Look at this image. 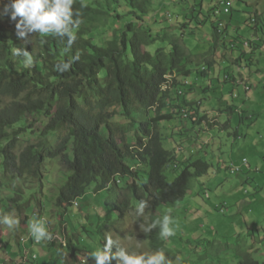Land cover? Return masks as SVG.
I'll use <instances>...</instances> for the list:
<instances>
[{
    "label": "rangeland",
    "instance_id": "obj_1",
    "mask_svg": "<svg viewBox=\"0 0 264 264\" xmlns=\"http://www.w3.org/2000/svg\"><path fill=\"white\" fill-rule=\"evenodd\" d=\"M9 1L0 0V10ZM223 1L154 0L143 24L153 35L173 36L168 40L178 38L191 54L189 68L192 73L186 79L194 84L196 92L189 97L202 104L200 109L196 102L190 106L201 115L218 117L220 124L209 118L205 124L202 120L201 125H194L189 119L186 128H181L175 125V120H170L160 129L165 137L164 147L174 148L180 162L202 158L212 164L209 172L196 178L187 194L175 205L162 206L154 214L144 210L141 216L136 214L138 204H133L127 189H119L118 196H115L120 202L129 199L133 206L125 209L121 217L119 211L105 202L108 191L95 192V185H92L84 196L78 198L80 206L67 207L63 213L67 225H63L60 216L63 209L57 207L56 198L70 172L62 167L59 158L45 159L41 178H19L16 173L4 176L0 165V214L15 215L20 220L15 231L0 225L1 262L20 251L19 244L23 243L20 238L30 234L28 226L34 218L45 219L53 235L65 238L82 251L75 250L73 254L65 245L61 247L59 241L53 245L48 241L35 245L28 243V247L39 256L33 264H96L91 253L102 248V243L109 238L117 247L130 253H152L156 250L150 247L140 226L149 225L154 217L159 219L165 214L173 218L176 232L175 236L164 240L166 247L175 254L171 259L166 255L171 264H238L246 253L264 261V0H233L232 11L221 17L215 15L214 10L222 11ZM257 14L259 24L252 21ZM187 17L192 18L191 21ZM218 19L224 23L221 27L223 33L214 36L213 24ZM127 20L115 22L110 19L108 24L116 26L109 28L125 27ZM3 30L16 33L15 23L0 17V32ZM258 30L260 34H257ZM110 34L111 31H101L95 37L103 43L104 38L111 37ZM30 39L29 43H33L34 34ZM259 39L263 46L259 48L254 44V54L245 56L240 62L241 53L250 51L245 42H258ZM232 40L236 48L232 47ZM161 43L159 41L149 49L154 51ZM204 54L214 57L218 70L211 68L210 75L202 77L198 71L206 63ZM241 65L242 73L247 77L245 83L251 86L249 91L244 83L225 80L227 73H237V67ZM178 79L181 83L185 80L182 76ZM227 105L232 106V113L225 110ZM155 114L152 111L149 117ZM141 118V115L137 116L133 124L138 126ZM24 120L27 130L19 139L17 154L26 145L37 141L40 129L47 122L41 113L29 115ZM117 122L129 130L127 120L118 119ZM201 127H204L203 131ZM31 130L37 133L31 134ZM133 131L127 132L131 143L135 141ZM46 137L51 147L57 144V134L50 133ZM245 159L249 164L246 169L233 173L231 166L242 165ZM138 168L146 170L145 165H138ZM181 170L182 165L177 170L168 168V180H174ZM18 204L22 205L21 210H18ZM25 218H29L27 225L23 221ZM98 230L102 232L98 233ZM111 264H117V261L112 260Z\"/></svg>",
    "mask_w": 264,
    "mask_h": 264
},
{
    "label": "trees",
    "instance_id": "obj_2",
    "mask_svg": "<svg viewBox=\"0 0 264 264\" xmlns=\"http://www.w3.org/2000/svg\"><path fill=\"white\" fill-rule=\"evenodd\" d=\"M153 2L74 0L73 11L79 14L81 24L70 48L66 38H41L34 34L33 43H25L15 32H0V165L4 176L16 173L19 178H41L45 159L59 158L70 175L60 188L58 208L66 210L95 185V192L108 191L105 202L123 215L125 209L133 206L129 199L122 202L116 199L119 189L130 192L133 204L147 201L145 210L154 214L162 206L175 205L196 178L209 172L210 162L202 158L180 162L173 149L164 147L165 137L160 129L164 122L175 120L182 128L189 119L194 125H201L206 116L194 108L195 115L187 110L196 102L189 97L196 89L194 84L186 86L178 77H173L172 85L164 88L169 73L191 75V54L178 38L168 40L173 36L153 35L143 27ZM3 18L10 20L8 16ZM126 18L125 27L109 28L116 26L108 24L110 19L116 22ZM256 18L260 20L258 14ZM213 27V35L218 36L219 26L214 23ZM101 31H111V37L104 38L103 43L95 37ZM159 41L161 45L151 51L149 47ZM23 47L34 59L28 68L23 66V57L14 55L15 49ZM76 55L79 60L72 63L69 71L61 73L55 69L58 61L70 60ZM208 56L203 55L209 67L198 71L202 77L209 75L215 63L214 57ZM232 78L228 74L225 80ZM196 106L200 109L199 103ZM226 110L232 112L233 108L227 105ZM152 111L156 114L149 117ZM38 113L47 118L45 126L40 129L37 141L17 154L19 139L27 130L24 118ZM139 115L142 118L135 126L133 123ZM118 119L127 120L129 130ZM132 130L134 143L128 140L127 132ZM35 133L31 130V134ZM50 133L57 134L58 138L52 147L46 137ZM138 165H145L146 170ZM181 165L182 170L169 181L168 168L177 170ZM247 165L246 160L232 170L239 172ZM21 206L17 205L18 210ZM146 237L152 249L163 250L169 258L175 255L160 238L159 228H154ZM66 247L73 254L75 250L82 251L72 247L70 241ZM238 264H264V261L246 253Z\"/></svg>",
    "mask_w": 264,
    "mask_h": 264
},
{
    "label": "clouds",
    "instance_id": "obj_3",
    "mask_svg": "<svg viewBox=\"0 0 264 264\" xmlns=\"http://www.w3.org/2000/svg\"><path fill=\"white\" fill-rule=\"evenodd\" d=\"M9 2H10L9 4H6L3 7V9L0 10V17L8 16L10 20L15 23L16 34L19 38L23 39L25 43L31 42L30 38L33 34H39L41 38H45L48 36L59 37L61 39L66 38L68 48H70L72 44L76 41L77 31L79 29L81 21L78 18L79 14L73 11L74 0H10ZM216 10H220V9L215 8L214 14L222 17L225 14H229L232 11V7H230V11L228 13H225L223 10L220 13H216ZM167 12H168L167 13L168 17L171 18L172 15L169 13V11ZM188 18L189 17H187L186 19ZM252 21L255 22L256 24H259L260 22V20H258L256 17H254ZM215 24L219 26V34H222L223 30L221 29V27L224 25L222 23V20L218 19ZM260 27H261L260 30H262V25ZM257 34H260L259 30L257 31ZM255 43H257L256 46L259 48L263 46V43L260 42V39L258 40V42H250V41L245 42V46L249 47L250 51H243V53H241L243 54V56L241 55V58L243 59V61L245 60L244 58H246L247 55L254 54L252 53V49ZM232 47L236 48V43L234 40H232ZM14 55L23 57V66L25 68L31 67L34 64V59H33L32 54L24 47L15 49ZM77 60H79L78 55L74 56L70 60L58 61L54 65V67L57 71L61 73L67 72L70 70L72 63H74ZM208 67H209L208 64H204L203 67L200 69V71H204ZM173 77H179L177 72L169 73L166 75L167 82L164 85V88H169L170 87L169 85H172ZM186 77L188 76L184 77L185 80L182 81V84H185L186 86H188V84H191V83L188 82ZM226 77L227 75H225V78ZM230 80L235 83L233 79H230ZM168 81L170 82L168 83ZM241 83L245 84V89L247 91L251 89V86L249 84H246L245 80L241 81ZM198 103L202 104L201 102H198ZM187 110L190 111L191 115H195L197 112V110L195 112V110L191 108L190 106L187 107ZM183 112H184L183 113L184 116H186L185 110ZM204 115L206 116L207 114H204ZM207 117L208 116H206L205 117L206 119L204 118L203 120L204 124L206 123L205 121L208 120ZM194 118L197 119V116H195ZM184 123L188 124L189 122H184ZM207 124L211 125V123L209 122ZM244 162H246V159L244 160ZM231 169H232V166H231ZM233 173H236V172L233 171ZM73 204L79 205L78 198L73 202ZM146 207H148L147 201H141L136 206V214L138 216L143 215ZM112 209L114 208L112 207ZM65 212H66L65 209H63V211L60 212V216L63 217V220H62L63 225H67L64 219V214H63ZM120 214L119 216L122 217L125 214V210H124L123 215H120ZM28 219L25 218L23 220L25 225H27ZM19 223H20V220L15 215L0 214V225L6 226L9 230L15 231V229L19 226ZM173 225H174L173 218L170 215L165 214L163 215L162 218L154 220L149 225H141L140 229L141 231L147 234V233H150L154 228H159L160 238L162 240H167L168 238L173 237L176 234L175 228ZM28 227H29L30 234L29 235L27 234L25 237L23 236L20 238V241L23 242L19 244L20 251H17L11 254L10 257L7 256L6 260L2 262L0 261L1 264H7L8 262H10L11 264H33L35 261H37L39 256L36 253H34L32 249L28 247V243L35 245L36 243L39 244L43 241H48V244L53 245L55 242L59 241L60 246L61 244L62 246L63 245L67 246L68 242H66V239L56 234L53 235V233L47 227V221L43 218H34ZM64 230L66 231V227L64 228ZM102 244H103L102 248H98L91 253V257L95 259L96 264H111L112 260H116L117 264H171V262L166 257L163 250H157L152 253H137V252L130 253L123 247H117L116 242L111 238L107 239L105 243H102Z\"/></svg>",
    "mask_w": 264,
    "mask_h": 264
},
{
    "label": "crops",
    "instance_id": "obj_4",
    "mask_svg": "<svg viewBox=\"0 0 264 264\" xmlns=\"http://www.w3.org/2000/svg\"><path fill=\"white\" fill-rule=\"evenodd\" d=\"M243 53V52H242ZM245 53V52H244ZM241 55V54H240ZM211 56L209 55L208 56V58H210ZM211 68H213L214 70H218V65H212V67ZM238 69H237V73H233V80L235 81V84H239V83H241V81H244V80H246L247 79V77L246 76H244V74L242 73V71H243V67H242V65L240 66V67H237ZM211 73V72H210ZM210 73H209V75H210ZM208 75V76H209ZM226 75H228V74H226ZM230 76H232V74H230ZM213 78H215V76H213ZM237 82H239V83H237ZM196 92V89L195 90H193L192 92H191V94H193V93H195ZM208 114H210V113H208ZM208 119L209 118H211L212 119V121H217L219 124H220V122H219V119H218V117H216V116H214V115H210V116H208L207 117ZM206 122V121H205ZM207 125V124H206ZM199 136H201L202 137V135H200V134H198ZM202 141V140H201Z\"/></svg>",
    "mask_w": 264,
    "mask_h": 264
},
{
    "label": "built area",
    "instance_id": "obj_5",
    "mask_svg": "<svg viewBox=\"0 0 264 264\" xmlns=\"http://www.w3.org/2000/svg\"><path fill=\"white\" fill-rule=\"evenodd\" d=\"M231 5H232V0H231V2H229V3H225L224 4V7H223V11L225 12V13H228L229 11H230V7H231ZM1 264V263H0Z\"/></svg>",
    "mask_w": 264,
    "mask_h": 264
},
{
    "label": "bare ground",
    "instance_id": "obj_6",
    "mask_svg": "<svg viewBox=\"0 0 264 264\" xmlns=\"http://www.w3.org/2000/svg\"><path fill=\"white\" fill-rule=\"evenodd\" d=\"M229 2H231V0H224L222 4L229 3ZM220 12H221V10H216V13H220Z\"/></svg>",
    "mask_w": 264,
    "mask_h": 264
}]
</instances>
